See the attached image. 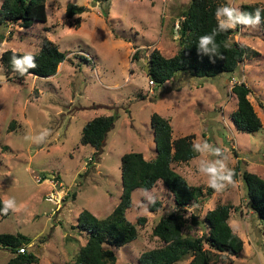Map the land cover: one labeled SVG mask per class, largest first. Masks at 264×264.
Listing matches in <instances>:
<instances>
[{"label": "rangeland", "instance_id": "1", "mask_svg": "<svg viewBox=\"0 0 264 264\" xmlns=\"http://www.w3.org/2000/svg\"><path fill=\"white\" fill-rule=\"evenodd\" d=\"M2 0H0L1 5ZM190 0H47L46 24L29 29L0 25V56L5 51L36 53L48 39L64 53L54 76L28 75L23 82L7 76L0 66V198L13 199L18 211L0 218V234H21L37 264L73 262L86 242L78 225L80 213L97 219L111 214L119 202L120 165L124 154L155 157L150 117L156 113L171 121L172 139L186 136L192 142L218 147L227 167L256 174L264 180V21L257 26L235 23L231 41L250 48L248 57L233 74L194 78L176 73L163 85H149L146 66L153 50L170 58L178 51V16ZM233 19L242 5L264 8V0H223ZM68 4L85 7L79 28L65 17ZM219 20H227L221 14ZM231 28V27H230ZM133 59L134 53H136ZM244 83L248 99L262 123L257 133L245 134L230 120L236 109L231 88ZM114 116L101 150L80 144L84 126L96 117ZM49 130L50 135H44ZM43 136L42 143L25 137ZM174 164L173 170L191 187L205 193L208 177L199 172L201 159ZM234 186L215 191L201 207H185L184 237L199 238L205 214L218 205L230 206L228 224L243 242L237 257L208 250L211 264H264V223L251 212L241 178ZM159 206L151 212L148 206ZM170 192L158 182L149 191L132 194L127 220L137 238L115 249V264H139L140 256L163 244L152 236L158 221L174 211ZM145 218L144 224L137 220ZM76 227V228H75ZM16 254L0 247V264ZM189 261L180 264H188Z\"/></svg>", "mask_w": 264, "mask_h": 264}, {"label": "trees", "instance_id": "2", "mask_svg": "<svg viewBox=\"0 0 264 264\" xmlns=\"http://www.w3.org/2000/svg\"><path fill=\"white\" fill-rule=\"evenodd\" d=\"M47 0H2L0 5V25H17L29 29L35 23L46 24ZM108 2L110 0H104ZM225 7L223 0H190L179 14L178 20V51L170 58L163 57L157 50H153L148 58L149 72L147 77L153 85H163L170 81L176 73L188 72L194 78H212L221 74H233L245 59L256 56L250 48L231 41L234 34L232 28L220 31V20L217 9ZM259 8L256 5H242L240 14L233 19L236 24L246 27L243 13H252ZM264 9V8H261ZM85 7L68 4L65 17L71 21L70 27L79 28L80 16ZM264 21V12L260 13V22ZM217 31L216 44L224 60L216 59L215 63L208 55L198 54L199 38ZM225 44L228 46L225 47ZM137 52L134 53L133 59ZM25 54L5 51L0 56V66L7 76L23 82L28 75L37 78H48L56 74L58 67L64 62L65 55L48 39H43L39 50L34 53L37 68L29 69L28 73L20 74L13 70L11 59L13 56L22 57ZM236 98V109L231 113L230 120L235 129L245 134H253L263 129L262 123L256 115L248 96L249 88L242 82L231 88ZM115 118L96 117L89 121L81 132L80 144L90 146L96 151L104 145V134L111 127ZM155 145L153 160H145L138 152L126 153L121 158L120 174L122 190L119 202L110 215L104 219L95 218L84 210L80 213L78 225L81 232L86 233V242L80 248L73 262L68 264H115L117 256L115 249H119L133 242L137 238L136 226L126 218V212L131 207L132 194L136 190L149 191L161 182L170 192L175 206L174 211L161 218L152 229V236L157 238L163 246L144 252L139 258V264H211L208 250L224 255L237 257L242 249V240L232 232L228 220L230 206L218 205L208 211L203 221L191 216L195 225L206 229L199 238L184 237L183 229L186 221L183 217L185 207H201L215 190L211 187L204 193L200 187H191L186 180L173 170L174 164L189 163L197 157L198 152L193 148L191 136L172 139L171 121L156 113L150 117ZM234 181L241 178L248 208L264 223V180L256 174L241 170L238 165L234 169ZM159 204L148 206L149 211L156 212ZM4 203L0 198V218L11 215L3 213ZM144 224L145 218L137 220ZM75 227V228H76ZM30 239L21 234H0V247L16 256L7 264H37V257L27 249ZM24 248V253L18 252ZM228 264H232L228 261Z\"/></svg>", "mask_w": 264, "mask_h": 264}, {"label": "clouds", "instance_id": "3", "mask_svg": "<svg viewBox=\"0 0 264 264\" xmlns=\"http://www.w3.org/2000/svg\"><path fill=\"white\" fill-rule=\"evenodd\" d=\"M264 12V9L257 8L252 13H243V22L248 26H257L260 23V13ZM221 14L227 17V20L220 21V31H226L228 28H234L236 25L233 22V13L230 8L224 7L217 9V16ZM217 31H213L211 34L203 35L199 38L198 54L208 55L209 58L215 63L216 59L224 60L225 57L219 52V45L216 44L215 37ZM228 45L225 44V47ZM11 65L14 71L20 74L28 73L29 69L37 68L35 56L29 52L22 57L13 56L11 59ZM44 135H50L49 130L44 131ZM25 139H31L34 143H42L43 136L40 137H25ZM195 151L201 153L202 156H215L218 157L214 160L201 159L199 164V172L208 177L209 187L215 191H223L226 187L234 186L236 181L233 177L235 172L233 169L227 167L226 157L220 148L204 141L203 143H193ZM9 210L18 211L19 208L13 199L4 201L3 213L7 214Z\"/></svg>", "mask_w": 264, "mask_h": 264}, {"label": "built area", "instance_id": "4", "mask_svg": "<svg viewBox=\"0 0 264 264\" xmlns=\"http://www.w3.org/2000/svg\"><path fill=\"white\" fill-rule=\"evenodd\" d=\"M149 85L153 86V83L150 81L149 82ZM18 252L21 253V254H23L24 253V248L23 247L22 248H19L18 249Z\"/></svg>", "mask_w": 264, "mask_h": 264}, {"label": "water", "instance_id": "5", "mask_svg": "<svg viewBox=\"0 0 264 264\" xmlns=\"http://www.w3.org/2000/svg\"><path fill=\"white\" fill-rule=\"evenodd\" d=\"M146 72V74H148V72H149V67L148 66H146V70H145ZM108 132V129L106 130V132H105V134H104V137L106 136V133Z\"/></svg>", "mask_w": 264, "mask_h": 264}]
</instances>
